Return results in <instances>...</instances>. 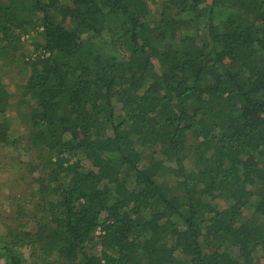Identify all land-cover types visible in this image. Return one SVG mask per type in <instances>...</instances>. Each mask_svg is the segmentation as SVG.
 Listing matches in <instances>:
<instances>
[{"label":"trees","instance_id":"trees-1","mask_svg":"<svg viewBox=\"0 0 264 264\" xmlns=\"http://www.w3.org/2000/svg\"><path fill=\"white\" fill-rule=\"evenodd\" d=\"M0 165L4 264H264V0H0Z\"/></svg>","mask_w":264,"mask_h":264},{"label":"rangeland","instance_id":"rangeland-1","mask_svg":"<svg viewBox=\"0 0 264 264\" xmlns=\"http://www.w3.org/2000/svg\"><path fill=\"white\" fill-rule=\"evenodd\" d=\"M154 4H157V3L155 2V3H152V5L151 4L150 5L155 6ZM8 86H9V88H11V85H8ZM24 133H25L24 130H20V131L17 130V135L18 134L23 135ZM8 152L10 153L9 156H12L13 160L15 159V161H16L17 157H18L17 153L13 152L10 148L8 149ZM20 159L21 160L25 159V156L20 157ZM2 162H3V166H4V161H2ZM14 165H15V163L13 161H11L10 164H8V166H7L10 174L15 172V166ZM17 168L20 169V166L17 165ZM3 174L4 173H0V178H2V176H4ZM5 175H7V174L5 173ZM5 189H6L5 186L2 185V181H0V210H13L14 204H12L10 207V204L12 201L8 200L9 196L3 194L6 192ZM21 251L23 252L25 257L28 258V260H31L29 248H21ZM4 263H5L4 258H0V264H4ZM259 264H263V262L260 261Z\"/></svg>","mask_w":264,"mask_h":264}]
</instances>
